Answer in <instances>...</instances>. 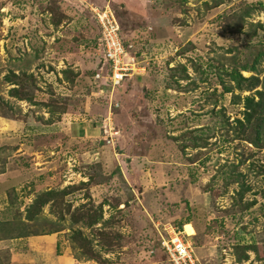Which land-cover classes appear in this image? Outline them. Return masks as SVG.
Returning a JSON list of instances; mask_svg holds the SVG:
<instances>
[{"label":"rangeland","instance_id":"374dc122","mask_svg":"<svg viewBox=\"0 0 264 264\" xmlns=\"http://www.w3.org/2000/svg\"><path fill=\"white\" fill-rule=\"evenodd\" d=\"M105 10L123 59L149 62L113 91ZM258 23L264 0H0V259L171 264L173 225L202 264H264V132L236 121L251 91L228 74L264 84Z\"/></svg>","mask_w":264,"mask_h":264},{"label":"built area","instance_id":"2783aa9c","mask_svg":"<svg viewBox=\"0 0 264 264\" xmlns=\"http://www.w3.org/2000/svg\"><path fill=\"white\" fill-rule=\"evenodd\" d=\"M99 20L102 22L101 36L99 37V45L106 52L107 61L109 67L107 69V78L111 91L114 90L115 85L120 84L125 80L126 76L131 73H145L146 65L142 60L141 62L137 57H129V59H123V45L119 36V23L114 16V13H107V11L96 12ZM125 46V45H124ZM97 76V74H96ZM105 90H107L105 88ZM115 107L119 106L114 104ZM111 109H114L111 104ZM117 132V131H114ZM167 237L163 235L162 244L164 245L170 260L173 264H202L196 254L193 252L191 242L185 236L183 231L178 229L177 226H170Z\"/></svg>","mask_w":264,"mask_h":264},{"label":"trees","instance_id":"16d2710c","mask_svg":"<svg viewBox=\"0 0 264 264\" xmlns=\"http://www.w3.org/2000/svg\"><path fill=\"white\" fill-rule=\"evenodd\" d=\"M253 8H254V6L247 8L245 11V14L249 15ZM257 25L260 27H263V25L260 23H258ZM263 29H264V27H263ZM235 31H238V30L235 29ZM124 45L126 46L125 42H124ZM261 53L264 55V51L263 52L261 51ZM258 57H259V55H258ZM144 64L146 65V70H147L149 62L144 61ZM254 69H256L254 64L249 65L247 62H240L238 67L232 66V68L228 74H229L231 80L237 86V89L251 91L250 94H247L243 97V114H244V117L242 119L238 118L236 121L239 123L241 128H243L245 131H247V128L249 127V125L251 124L252 121L260 120V122H257V124H256V135H257L256 137H257V139L254 142L256 144H261V142H262L261 134H262V132H264V87L263 88H257L260 84H262L259 76H257V75L245 76L241 72V70H254ZM142 74H144V73H142ZM140 75H141V73H140ZM123 82H124V80L121 83L123 84ZM223 84H224L223 89H225L226 92H232L234 94V88L233 87L226 85L224 82H223ZM262 85L264 86V84H262ZM119 88H118V91L120 90ZM13 94H15V93H13ZM234 97H235L234 101L237 100V102L241 98V96L238 94H235ZM237 175L241 179H244L243 173H238ZM238 176L235 177L236 178L235 180H237ZM237 182L240 185V188L237 191V195L239 196V198H243L245 191L249 190L250 186L246 183V181H240L239 182L237 180ZM47 194L53 196L55 193L52 190V191L47 192ZM236 200H238V199H236ZM45 201H43V202H45ZM32 216H33V214L30 212V214L27 215V218L31 219ZM56 231H60V228H57V230L50 231L48 233L56 232ZM23 234L26 235L25 233H23ZM33 234H40V233L34 232ZM58 248L59 249L57 252L60 253L61 248L60 247H58ZM245 256L247 257L248 255L246 254ZM86 258L91 259L93 257L92 256H86ZM76 259H79V258H76ZM9 263H10L9 261H8V263H5L4 261H2L0 259V264H9Z\"/></svg>","mask_w":264,"mask_h":264},{"label":"crops","instance_id":"0c3cea01","mask_svg":"<svg viewBox=\"0 0 264 264\" xmlns=\"http://www.w3.org/2000/svg\"><path fill=\"white\" fill-rule=\"evenodd\" d=\"M0 118H1V116H0ZM11 121V120H10ZM5 123H7V124H10L9 123V121H7V120H5L4 118H1L0 119V125H4ZM117 139V138H116ZM123 154H125V153H120L119 155H123ZM115 155H116V158H117V155L118 154H116L115 153ZM114 157V156H113ZM130 158V157H129ZM186 224V223H185ZM191 224V223H190ZM192 225V224H191ZM193 226V225H192ZM194 232H195V229H194ZM51 236V235H54V234H41V235H37V236H40V237H45V236ZM60 240L61 241H59V240H57L56 241V248H57V251H58V247H60L61 248V252L60 253H58V255L60 254L61 256H64L63 254H65V253H67V247L65 246V242H63L62 241V239L60 238ZM31 250H33V249H31ZM57 251H55V252H57ZM24 252V251H23ZM35 253V252H34ZM34 253H31V255H34ZM23 254V253H22ZM24 255H26V254H24ZM23 256V255H22ZM22 261H23V258H21L20 260H17L16 262H14V259L13 260H11V262L9 263V264H13V263H15V264H21L22 263ZM71 261V260H70ZM63 262H65V261H63ZM63 262L61 261V262H59V264H63ZM84 262H80L78 259H76L75 258V261H74V264H83ZM57 264V263H56Z\"/></svg>","mask_w":264,"mask_h":264},{"label":"clouds","instance_id":"9594fccd","mask_svg":"<svg viewBox=\"0 0 264 264\" xmlns=\"http://www.w3.org/2000/svg\"><path fill=\"white\" fill-rule=\"evenodd\" d=\"M118 107H120V105L117 106V107H115V108H118ZM115 108H114V109H115ZM114 131H117V128L112 124L111 131H108V135H107V137L115 136V138H117V136H118V135H117V132H114ZM183 227H184V225H183ZM162 237H163V236H162ZM161 246H162L163 250L166 251L164 245L162 244V239H161ZM166 253H167V251H166ZM167 254H168V253H167ZM168 256H169V255H168ZM169 260H170V257H169ZM170 262H171V264H173L171 260H170Z\"/></svg>","mask_w":264,"mask_h":264},{"label":"bare ground","instance_id":"6f19581e","mask_svg":"<svg viewBox=\"0 0 264 264\" xmlns=\"http://www.w3.org/2000/svg\"><path fill=\"white\" fill-rule=\"evenodd\" d=\"M184 228H185L186 233H188V234L194 233V228L190 223H186Z\"/></svg>","mask_w":264,"mask_h":264}]
</instances>
